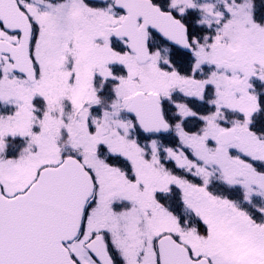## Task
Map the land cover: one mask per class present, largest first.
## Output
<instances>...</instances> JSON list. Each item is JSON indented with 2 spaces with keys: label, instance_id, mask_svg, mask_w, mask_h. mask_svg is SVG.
Masks as SVG:
<instances>
[{
  "label": "snow or ice",
  "instance_id": "1",
  "mask_svg": "<svg viewBox=\"0 0 264 264\" xmlns=\"http://www.w3.org/2000/svg\"><path fill=\"white\" fill-rule=\"evenodd\" d=\"M0 264H264V0H0Z\"/></svg>",
  "mask_w": 264,
  "mask_h": 264
}]
</instances>
